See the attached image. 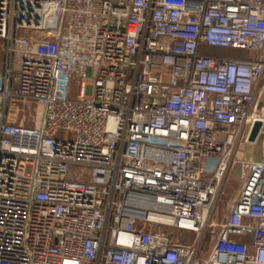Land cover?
<instances>
[{
    "label": "built area",
    "instance_id": "obj_1",
    "mask_svg": "<svg viewBox=\"0 0 264 264\" xmlns=\"http://www.w3.org/2000/svg\"><path fill=\"white\" fill-rule=\"evenodd\" d=\"M0 39V264H264V0H0Z\"/></svg>",
    "mask_w": 264,
    "mask_h": 264
},
{
    "label": "rangeland",
    "instance_id": "obj_2",
    "mask_svg": "<svg viewBox=\"0 0 264 264\" xmlns=\"http://www.w3.org/2000/svg\"><path fill=\"white\" fill-rule=\"evenodd\" d=\"M3 47H4V42L0 39V61L3 59ZM215 49V55L219 56H224V57H239V58H247L251 54L247 50H241V49H231V48H223V49ZM217 51V52H216ZM242 146H245L243 144ZM256 148L259 147L258 144H254ZM238 155V154H237ZM240 156V155H238ZM240 167L237 164H232L230 169L228 170V177L230 180H234L238 176V171ZM222 187V190L220 192V195L218 196L217 199V206L216 210L214 213V218L222 221L223 218L226 216V214L229 211V205L232 200V198L237 194L239 191L240 185L236 187L234 186L233 189H226L225 184ZM199 236L197 234H186L184 242L186 244H195L199 240ZM200 242V251L198 254V260H205L211 250V246L213 243L212 237L210 236L209 232L206 231L205 234L203 235L202 239L199 241Z\"/></svg>",
    "mask_w": 264,
    "mask_h": 264
},
{
    "label": "crops",
    "instance_id": "obj_3",
    "mask_svg": "<svg viewBox=\"0 0 264 264\" xmlns=\"http://www.w3.org/2000/svg\"><path fill=\"white\" fill-rule=\"evenodd\" d=\"M203 53L207 54V55H215V49L205 48L203 50ZM237 154L240 156H246L248 158L258 159L260 157V146L258 148H256L254 146V144H245V146H241L238 149ZM241 182H242V180H241V169H239L237 178L232 181L229 179V177L227 175L225 178L224 184L226 186V189L230 190V189H233L234 186L236 187V184H237V186L240 185V187H241Z\"/></svg>",
    "mask_w": 264,
    "mask_h": 264
},
{
    "label": "water",
    "instance_id": "obj_4",
    "mask_svg": "<svg viewBox=\"0 0 264 264\" xmlns=\"http://www.w3.org/2000/svg\"><path fill=\"white\" fill-rule=\"evenodd\" d=\"M262 122L261 121H257L255 124H254V126H253V128H252V130H251V132H250V135H249V138H248V141L250 142V143H255L256 142V140L258 139V136H259V134H260V131H261V129H262Z\"/></svg>",
    "mask_w": 264,
    "mask_h": 264
}]
</instances>
